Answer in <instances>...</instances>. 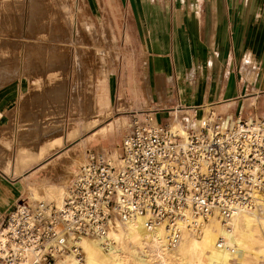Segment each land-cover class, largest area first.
Segmentation results:
<instances>
[{
    "label": "rangeland",
    "instance_id": "obj_1",
    "mask_svg": "<svg viewBox=\"0 0 264 264\" xmlns=\"http://www.w3.org/2000/svg\"><path fill=\"white\" fill-rule=\"evenodd\" d=\"M100 4L95 11L86 0H0V110L10 108L0 112V178L20 190L16 182H22L24 176L13 177L5 169L9 163L12 166L16 156L17 160L21 156L19 165L26 170V176L20 203L29 201L33 205L37 203L33 197L60 205L66 187L89 151L105 152L117 159L122 154V142L134 114L144 117L145 112L156 116L152 112L167 111L178 104L174 88L169 97L172 103L163 106L169 91L165 82L162 86L148 74L146 54L142 46L136 47L121 6L117 10L108 0H100ZM247 64L250 72L245 68L243 72L256 73L255 86L260 90L257 83L261 80L264 83V69L250 61ZM209 69L204 75L207 83L212 78V67ZM130 78L136 82L129 83ZM186 78V83H192L190 77ZM193 78L194 84L199 81L198 75ZM250 84L251 91L254 85ZM14 89L18 93L15 102ZM7 92L12 93L6 95ZM261 94L255 104L253 98L250 100L252 104L246 107L244 116L264 118V92ZM9 95L12 97L7 99ZM203 108L206 115L211 107ZM185 110L180 122L186 128L197 127L202 115ZM213 111L225 113L217 107ZM159 116L163 123L170 121L161 113ZM125 119L127 124L117 134L109 135L104 145L89 144L78 149L80 142L94 130L110 121ZM72 128L78 135L69 139ZM48 150L52 153L43 157ZM41 155L40 163L30 165ZM58 190H62V196H57ZM262 230L260 226L261 234ZM117 240V248L125 260L123 264H135L130 249L135 247L137 252L138 244L126 235ZM183 256L175 264H190L192 255ZM81 259L85 262V253ZM216 262L228 264V260L214 262L211 255L206 256L204 264ZM260 262L246 260L244 264Z\"/></svg>",
    "mask_w": 264,
    "mask_h": 264
},
{
    "label": "built area",
    "instance_id": "obj_2",
    "mask_svg": "<svg viewBox=\"0 0 264 264\" xmlns=\"http://www.w3.org/2000/svg\"><path fill=\"white\" fill-rule=\"evenodd\" d=\"M243 109L210 111L186 135L155 123L151 113L134 114L120 157L89 151L61 208L46 201L15 206L0 229V264L82 258L81 236L106 237L115 217L135 214L147 215L149 227L165 224L174 244L187 212L198 226L215 213L226 219L253 205L254 193L264 194V118L244 116Z\"/></svg>",
    "mask_w": 264,
    "mask_h": 264
},
{
    "label": "crops",
    "instance_id": "obj_3",
    "mask_svg": "<svg viewBox=\"0 0 264 264\" xmlns=\"http://www.w3.org/2000/svg\"><path fill=\"white\" fill-rule=\"evenodd\" d=\"M108 1L117 10L122 8L125 25L130 28L136 47L142 46L144 49L151 79L159 81L162 86L165 82L169 92L163 99L164 107L172 103L169 97L174 88L177 90L178 104L175 107L172 105V109L167 111L158 109L152 112L156 114L158 122L163 123L159 113L166 119L180 121L184 109L185 112L195 111L198 112L196 115L203 116L207 113L203 107L207 106L211 107L208 112L217 107L226 114L237 112L241 106L245 112L246 107L252 104L250 100L253 98L255 104L264 92L262 80L257 83L260 90L255 86L256 73L249 75L243 72L244 68L250 70L247 61L264 69V0ZM86 4L95 11L101 7L100 0H86ZM209 66L212 67V78L207 83L204 75L210 72ZM195 75H198L196 79L199 81L196 80L194 84ZM187 76L192 83L185 82ZM114 79L112 76L113 90ZM132 82L136 80L130 78L129 83ZM250 82L254 85L251 91ZM16 91L14 89V102L18 97ZM9 97L12 96L9 95L7 99ZM6 107L0 112L10 109ZM126 124V119L110 121L91 132L84 142H80L78 149L86 148L89 144L104 145L109 135L117 134ZM21 160V156L18 160L16 156L5 172L13 177L23 175L25 178L26 170L19 165ZM23 181L16 183L25 192ZM20 190L0 178V228L23 199Z\"/></svg>",
    "mask_w": 264,
    "mask_h": 264
},
{
    "label": "bare ground",
    "instance_id": "obj_4",
    "mask_svg": "<svg viewBox=\"0 0 264 264\" xmlns=\"http://www.w3.org/2000/svg\"><path fill=\"white\" fill-rule=\"evenodd\" d=\"M207 117L208 114L200 117L197 125L202 124ZM154 120L155 123L160 124L157 118H154ZM190 120L191 118L189 117L188 121ZM167 123L172 130L182 135H186L190 128H186L178 120L173 121L170 119ZM69 133V139H74L78 135L75 128H72ZM50 153L52 151L48 150L47 153L42 155L45 157ZM42 155L36 161H31L30 165L40 161ZM54 164L57 165L56 163ZM56 194L57 196H62V190H58ZM66 195L67 187L61 204H57L58 208L64 205ZM31 198L34 202L46 201ZM257 210L258 213H254ZM189 215L191 213L187 212L188 217L184 220H179L177 228L180 236L174 244L169 243V231L166 225L162 224L157 227H149L147 223L148 216L145 214H135L127 219L115 217L114 222L108 229L106 237L83 235L76 241L82 248V252L84 249L86 256L85 262L74 253L62 255L59 262L60 264H123L125 260L119 253L116 245L117 239L122 235H126L134 243L138 244L136 245L138 246L137 252L135 247L131 246L130 249L131 257L135 264H155L154 260H157L158 264H175L176 259H183L182 254L184 256L187 254L192 255L190 264H204L207 255H211L214 262L221 260L225 263L228 260V264H244L246 260L263 261L264 242L261 235L264 232L262 234L260 233V226L261 230L264 229L263 193H254L253 205L240 207L230 218L223 219L219 216V213H215L210 215L206 220H199V225L194 226L192 217ZM197 235L200 238H197ZM106 239L110 241L108 248H105L103 245Z\"/></svg>",
    "mask_w": 264,
    "mask_h": 264
}]
</instances>
